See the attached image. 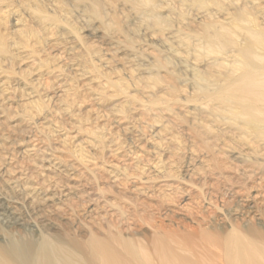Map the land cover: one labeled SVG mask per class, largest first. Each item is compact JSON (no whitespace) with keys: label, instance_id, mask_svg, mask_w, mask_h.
I'll list each match as a JSON object with an SVG mask.
<instances>
[{"label":"rangeland","instance_id":"rangeland-1","mask_svg":"<svg viewBox=\"0 0 264 264\" xmlns=\"http://www.w3.org/2000/svg\"><path fill=\"white\" fill-rule=\"evenodd\" d=\"M238 15L264 30V0H0V241L264 213V145L197 90Z\"/></svg>","mask_w":264,"mask_h":264},{"label":"bare ground","instance_id":"bare-ground-1","mask_svg":"<svg viewBox=\"0 0 264 264\" xmlns=\"http://www.w3.org/2000/svg\"><path fill=\"white\" fill-rule=\"evenodd\" d=\"M238 17L239 23L210 24L213 31L200 34L209 51L216 43L233 56L216 78L200 77L197 90L264 145V30ZM227 215L226 227L210 229L201 222L182 223V230L157 222L153 234L144 239L125 236L110 226L82 241L49 234L36 238L30 233L5 234L0 264H264V213L251 205Z\"/></svg>","mask_w":264,"mask_h":264}]
</instances>
